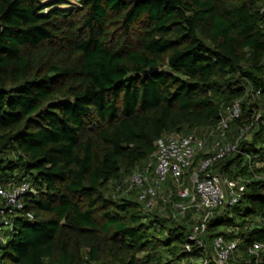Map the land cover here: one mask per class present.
<instances>
[{
    "label": "trees",
    "instance_id": "16d2710c",
    "mask_svg": "<svg viewBox=\"0 0 264 264\" xmlns=\"http://www.w3.org/2000/svg\"><path fill=\"white\" fill-rule=\"evenodd\" d=\"M66 3L0 0V185L31 184L22 209L2 214L0 197L13 225L0 264H203L218 235L264 242V182L245 155L264 159V0ZM236 103L229 137L251 128L211 171L245 188L201 248L193 212L148 209L129 180L167 136L216 126Z\"/></svg>",
    "mask_w": 264,
    "mask_h": 264
},
{
    "label": "built area",
    "instance_id": "2783aa9c",
    "mask_svg": "<svg viewBox=\"0 0 264 264\" xmlns=\"http://www.w3.org/2000/svg\"><path fill=\"white\" fill-rule=\"evenodd\" d=\"M247 88L253 90L250 83H247ZM239 114L240 107L236 103L232 112L224 115L216 126L201 132L192 131L183 135L167 136L143 169L135 172L129 180L131 186L139 190L140 200L145 201L146 208L159 207L160 211H164L171 203L173 216L178 218L193 212L194 219L198 222L193 224L189 239L201 248L206 247L203 236L209 219L217 209L227 204L234 205L243 196L244 178L231 180L211 171L214 164L239 152L240 140L245 138L251 128H242L236 136L229 137L230 120L238 117ZM259 117L260 114L256 119ZM200 154H204V157L197 167H193ZM245 155L251 169L254 166L260 169L259 173H255L256 179L264 182V159L256 161L250 153ZM30 188L31 184L25 179L17 183H8L5 187L0 185V197L5 202V209H1V213L3 214L5 210L12 213L22 209L24 195ZM29 216L32 217L30 214ZM260 221L261 219L258 218L253 223L249 222L248 228ZM12 228L8 215H3L0 220V235ZM236 229H234L235 233H237ZM240 244V237L227 239L225 235H218L211 243V259L202 254L201 261L203 264L209 262L230 264V261L238 258L242 252L252 256L255 260L254 264L262 261L264 242L255 240L242 249ZM186 249L191 250L189 244L186 245ZM247 263L251 264V262Z\"/></svg>",
    "mask_w": 264,
    "mask_h": 264
},
{
    "label": "rangeland",
    "instance_id": "374dc122",
    "mask_svg": "<svg viewBox=\"0 0 264 264\" xmlns=\"http://www.w3.org/2000/svg\"><path fill=\"white\" fill-rule=\"evenodd\" d=\"M48 1H51V0H45V2H48ZM67 3L62 5L61 8H70L71 6L73 5H76L78 4L79 0H66ZM230 136H233V135H230ZM230 230H232L231 228L230 229H227L226 232H229ZM242 254H239V256H241Z\"/></svg>",
    "mask_w": 264,
    "mask_h": 264
},
{
    "label": "water",
    "instance_id": "95a60500",
    "mask_svg": "<svg viewBox=\"0 0 264 264\" xmlns=\"http://www.w3.org/2000/svg\"><path fill=\"white\" fill-rule=\"evenodd\" d=\"M136 1H138V0H136ZM158 71H159L158 68H151L149 72L153 74V73H158Z\"/></svg>",
    "mask_w": 264,
    "mask_h": 264
}]
</instances>
